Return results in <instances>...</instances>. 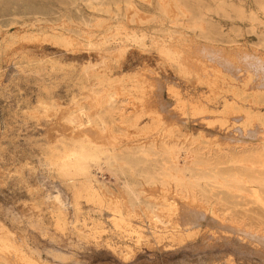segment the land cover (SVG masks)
Segmentation results:
<instances>
[{
    "label": "rangeland",
    "instance_id": "obj_1",
    "mask_svg": "<svg viewBox=\"0 0 264 264\" xmlns=\"http://www.w3.org/2000/svg\"><path fill=\"white\" fill-rule=\"evenodd\" d=\"M154 42L174 46L188 75L164 62ZM247 82L264 95V0H0V237L17 245L19 264H264V244L245 236L264 235V205L239 196L202 211L161 181L173 159L166 146L190 144L210 165L220 153L234 152L236 162L264 148L261 127L243 130L240 115L220 112L239 103ZM139 87L157 102L134 119ZM191 107L199 112L185 117ZM81 141L119 159L136 151L156 182L128 173L135 200L90 167L102 182L94 193L54 165L62 146ZM140 145L154 150L137 155ZM226 157L216 167L223 174L251 167ZM178 208L194 218L177 221L185 215ZM153 215L179 227L157 231ZM5 258L0 264H14Z\"/></svg>",
    "mask_w": 264,
    "mask_h": 264
},
{
    "label": "bare ground",
    "instance_id": "obj_2",
    "mask_svg": "<svg viewBox=\"0 0 264 264\" xmlns=\"http://www.w3.org/2000/svg\"><path fill=\"white\" fill-rule=\"evenodd\" d=\"M120 30H122V28ZM120 33L121 31L117 30L112 34L114 36H120ZM214 36H216L217 41L218 33L216 32ZM138 42H140L141 44V41L139 39ZM154 46L156 48L158 56L162 58L164 62L176 66L180 74L184 76L188 75V68L186 69L185 67L186 64H184L185 62L182 59V55L179 51H177V49H175L174 46L166 43L158 44L156 42H154ZM102 59L104 60V58ZM250 79L251 76L248 77V81H250ZM262 80H260V82ZM107 83L108 82H106V84ZM254 88L255 87L249 86L248 82L245 83L243 87L239 89H242V91H244L243 89H245L247 92H237L235 94L236 101H238L239 103H223L222 110L220 111L223 114H225L227 111H232L233 113L240 115L244 120V128H242L243 130H246L247 127H253L254 125H258L259 127H261L260 129L264 130V114H260L262 112L261 108H264V95L254 92ZM138 89V92H140V97L134 99L138 101L139 105L138 110L136 109L135 112H133L134 119H139L140 117H142L144 114L143 110L157 102L156 98L148 97L149 94L145 90L142 91L140 87ZM115 102V94H107L104 104L108 112L113 109ZM244 107H247V109H244ZM198 112L199 111L197 110V108L191 107V111L186 112L185 117L192 116ZM93 114H95V112ZM104 114H106L105 111L98 112L96 114V120L97 124L105 133L109 131V129L105 127L107 123ZM146 115L150 118H156L155 114L152 112ZM257 130L258 129H256L255 131ZM166 147V150L173 154V159L162 164V168H164L162 169V175L164 176V179H162L161 181L171 180L174 184V187L180 191L182 198L189 199L190 203L197 202V205L199 204L200 209L202 208V211H210L212 213H215L213 211L214 208L212 207V200H218L224 205H233V201L239 196L244 198H252L253 202L264 205V148L242 152L244 154L245 160H238L236 162L234 161L235 159L232 158L234 152L220 153L219 156H214V162L212 165H210V163H208L210 161L209 158H199V150L191 147L190 144L185 146L176 144L173 147ZM129 150L128 153H126V155L128 154V157H125V155H123V157L125 158L122 157L123 159H119L120 157L116 158L110 151H107L106 149L98 148L91 143L81 141L74 143L72 146H62V154H58L59 156L55 155L56 157L53 156L55 162L54 165L57 164L59 169H61L63 176L69 177L72 180H76L78 183L82 182L88 184L93 192L97 194L103 190H101V188L98 187L94 182L102 183L99 182L96 178L100 176L99 179L101 180L103 171H105V173L107 172L111 174L114 181L121 182L119 183L121 184L119 186L124 189L127 195H130L133 199L137 200L138 195L135 191H133L132 185L128 181V175L130 174L135 177L143 178L147 183H154L156 182V173L145 166V161L136 160L133 158L134 154H136V151H133L132 153L131 150ZM135 150H137V155L139 152L142 155H146L153 151L154 148L151 145L148 147H142V145H140L138 146V148H135ZM182 154L184 155V157L180 159V155ZM223 156H227L226 159L224 158V161L227 164L242 165V162H249L251 167L249 168L248 165L241 171L228 173H225L224 170L225 174H223L221 173L223 172V170L219 172L216 169V167L221 164L220 160L223 159ZM246 165L247 164H245V166ZM257 166L261 169L260 173H254L252 171V173L247 174L245 171L248 170H244L251 168L254 169V167ZM90 167H93L95 174L98 175V177L95 178V176L90 171ZM243 179H245V181ZM244 183L248 184V186L244 185ZM245 187H248L250 190L246 191ZM178 210L180 212L179 214L185 215L178 217L177 221H191V218L194 216L190 215L192 214L191 211L189 212L188 210H182L179 208L175 211L178 212ZM231 211V209L225 208L223 209L222 213L231 214ZM197 212L196 214L200 216L201 213ZM116 220L117 224L125 223V220L121 217L116 218ZM153 224L155 230L161 232L162 226L165 225L166 229L169 231H174V229L177 230V228L179 227V225L175 221L164 220L155 215H153ZM249 229L250 228L246 229V231ZM243 230L245 229L243 228ZM257 233L258 232H254L253 230H251V232L247 231V234L245 233V236H248L247 238H254L255 240L253 241L255 242L256 246L259 247L258 245H260V243L264 244V235L262 233H259L260 235ZM257 240L260 242H258ZM260 246L261 249L264 248L263 245ZM17 254V245L6 242L0 237V255H3V257L5 256V259L10 260V262L13 261L14 264H19L18 258H20V255L17 256ZM228 262L229 264H235L231 259Z\"/></svg>",
    "mask_w": 264,
    "mask_h": 264
}]
</instances>
